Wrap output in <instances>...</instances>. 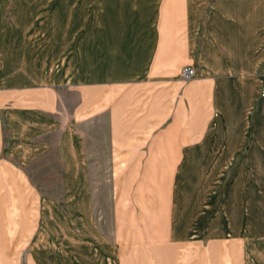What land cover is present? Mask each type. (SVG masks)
<instances>
[{"label": "crops", "instance_id": "0c3cea01", "mask_svg": "<svg viewBox=\"0 0 264 264\" xmlns=\"http://www.w3.org/2000/svg\"><path fill=\"white\" fill-rule=\"evenodd\" d=\"M103 149L115 238L89 231ZM41 162L69 264H264V0H0V181Z\"/></svg>", "mask_w": 264, "mask_h": 264}, {"label": "rangeland", "instance_id": "374dc122", "mask_svg": "<svg viewBox=\"0 0 264 264\" xmlns=\"http://www.w3.org/2000/svg\"><path fill=\"white\" fill-rule=\"evenodd\" d=\"M183 76L185 77L184 73ZM141 91V87H135L129 91L133 94L129 95H141ZM153 93H156V87L150 91L149 96L151 99ZM120 104L123 105V102H120ZM133 104L132 102H124L127 108H131ZM97 124L99 134L96 136V134L92 133L93 135L91 137L94 145L99 148L103 143L102 140H108L107 115L104 114ZM103 150L104 157L101 159L98 158L100 162L102 161L103 165L100 166L98 162V164L93 167L95 173V182H93L95 203L91 221L97 225L95 227L96 232H94L93 229H89V231H91V234L95 233L98 237L105 236L115 238L119 237L121 231L117 230L116 233L114 227L117 222L111 202V188L113 186L110 175L111 167L108 166V156H106L107 153H105L107 151ZM43 163L45 162L24 167L22 170L21 167L10 166L7 168L5 167V170L1 171L19 178V180L15 182L0 181V264H69L66 258L67 253L63 251L60 240L63 233L67 232L68 219L74 222L71 225H76L77 217L75 215H70V217H68L65 210L64 213L61 212L62 203L59 206V210L50 204V206L45 208L48 212H45L42 204L43 199L40 197V191L61 193V183L40 180V178L45 177V170L57 168L42 165ZM22 171L29 174V176L31 175L33 182L28 181L26 179L28 175L23 174ZM20 179H22V181ZM16 192H22L23 196H25L27 205L26 210L14 207L13 196ZM162 198L161 192H152L151 200L153 204L157 202L158 205H161ZM61 199L62 198L59 199L60 202H62ZM135 201L137 202V206L134 209V214L128 215V221L132 223L135 228L132 234L139 240L135 242L140 244L142 243L140 240L142 232L140 225L142 224L143 215L141 213V203L137 200L136 196ZM23 211H25V214ZM155 211H153L154 220H156L158 216ZM121 221L120 219L118 220V222ZM31 237H33V239ZM72 237H77V232L73 233ZM31 239L33 242L32 244H30ZM65 248L67 249V247ZM134 264L142 263L138 261L134 262Z\"/></svg>", "mask_w": 264, "mask_h": 264}, {"label": "built area", "instance_id": "2783aa9c", "mask_svg": "<svg viewBox=\"0 0 264 264\" xmlns=\"http://www.w3.org/2000/svg\"><path fill=\"white\" fill-rule=\"evenodd\" d=\"M183 73H184L185 77L191 78L194 76L195 70H194V68H191V67H185V69L183 70Z\"/></svg>", "mask_w": 264, "mask_h": 264}]
</instances>
